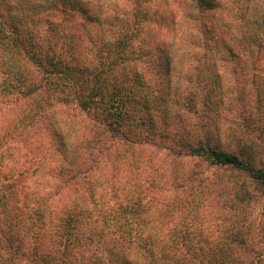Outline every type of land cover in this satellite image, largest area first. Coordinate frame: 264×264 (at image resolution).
<instances>
[{"label":"trees","instance_id":"1","mask_svg":"<svg viewBox=\"0 0 264 264\" xmlns=\"http://www.w3.org/2000/svg\"><path fill=\"white\" fill-rule=\"evenodd\" d=\"M188 1L127 0L126 13L112 14L115 0H0V264H264V244L244 256L237 219L219 237L174 223L188 204L175 192L165 198L171 228L158 234L152 196L115 172L121 152L133 155L151 135L171 137L157 143L176 162L196 158L264 184L251 156L172 125L170 93L154 82L194 47L209 63H264V0L222 17L215 0ZM103 171L111 205L93 202Z\"/></svg>","mask_w":264,"mask_h":264},{"label":"rangeland","instance_id":"2","mask_svg":"<svg viewBox=\"0 0 264 264\" xmlns=\"http://www.w3.org/2000/svg\"><path fill=\"white\" fill-rule=\"evenodd\" d=\"M215 1L224 6L215 10V14L221 17L239 12L247 5L246 0L240 7L236 5L237 0ZM115 2L120 8L117 9L112 3L108 8L110 13H126L129 7L127 0ZM188 2L182 0V5H188ZM186 5L181 10L189 15L191 9ZM154 11L153 7L150 13ZM194 50L189 49L183 59L173 61L170 76L165 74V66L161 68L160 76L154 81L158 89L170 93L168 108L172 115H178L172 125L186 128L195 135L208 134L209 143L217 150L238 155L243 161H250L248 157L251 156L253 164L264 169V63L248 60L209 63L198 58V48L194 47ZM169 77L172 85L167 82ZM211 92H215L217 97L209 95ZM209 100L213 103H209ZM247 119L253 122L252 127L248 126ZM155 122L160 129L157 131L159 134L165 127L160 117L155 118ZM144 138L150 142L143 144L133 155L124 156L121 152L114 167L119 175L124 170L128 171L138 189L154 199L155 219L157 224L161 223L157 227L158 234L162 228H171L167 223L170 211L165 213L164 209L172 205L165 198L175 192L181 201L187 198L185 201L188 204L176 207L179 208L177 214H173L174 223L191 221L197 223L198 228L207 229L210 236L219 237L230 225L228 220L237 219L235 229L243 231L240 238L249 244L244 256L252 253L251 249L254 253L263 247L264 184L255 183L247 174L233 169H211L200 159L181 157L176 162L177 159L157 143L163 141L170 145L171 137L161 139L147 135ZM104 175H107L106 171L101 172L98 178L101 185L92 189L96 195L93 202L101 198L111 205L113 198L110 195L114 196L115 190L108 187ZM141 220H147V217L142 215ZM239 247H235V252L241 250Z\"/></svg>","mask_w":264,"mask_h":264}]
</instances>
